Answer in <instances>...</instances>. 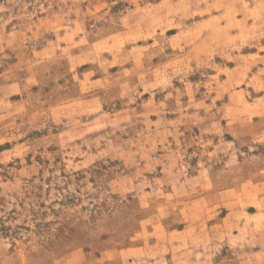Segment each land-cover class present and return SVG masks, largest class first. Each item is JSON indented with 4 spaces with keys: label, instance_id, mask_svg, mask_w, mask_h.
Here are the masks:
<instances>
[{
    "label": "rangeland",
    "instance_id": "rangeland-1",
    "mask_svg": "<svg viewBox=\"0 0 264 264\" xmlns=\"http://www.w3.org/2000/svg\"><path fill=\"white\" fill-rule=\"evenodd\" d=\"M0 264H264V0H0Z\"/></svg>",
    "mask_w": 264,
    "mask_h": 264
}]
</instances>
